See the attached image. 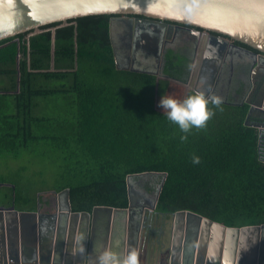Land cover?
Wrapping results in <instances>:
<instances>
[{
  "label": "trees",
  "instance_id": "trees-1",
  "mask_svg": "<svg viewBox=\"0 0 264 264\" xmlns=\"http://www.w3.org/2000/svg\"><path fill=\"white\" fill-rule=\"evenodd\" d=\"M111 17L82 16L0 40V158L43 168L24 178L22 165L2 200L33 209L37 192L68 188L75 211L126 207L127 175L159 172L166 176L157 211L191 210L227 226L263 224L264 144L245 123L248 106H210L215 114L206 127L182 132L159 100H182L194 90L171 76L118 68Z\"/></svg>",
  "mask_w": 264,
  "mask_h": 264
},
{
  "label": "flooded vegetation",
  "instance_id": "flooded-vegetation-1",
  "mask_svg": "<svg viewBox=\"0 0 264 264\" xmlns=\"http://www.w3.org/2000/svg\"><path fill=\"white\" fill-rule=\"evenodd\" d=\"M130 17L131 19H120L115 16L112 21L110 19V42L116 66L157 76L174 77L194 91H205L207 95L222 97L223 103L229 105H247L249 108L254 104L257 108L253 110L247 122L252 125L264 123V109H261L264 108V58L258 57L259 51L228 36H222L225 41L224 46H218L208 44V36L197 28L146 21L145 17L138 15ZM152 174L153 172H147L143 175H135L130 180L133 222L131 220L122 227L119 224L112 225L104 218L96 221L98 224L96 228V224L93 226L90 218L84 248L82 243L86 239L85 229L80 227L78 233V223L72 236L69 233L68 214L70 213L64 193L59 195L60 191H53L57 196L42 199L37 195L33 209H22L14 203V200L10 202L2 200L3 194L0 192V206L5 207L6 210L13 205L18 210H38L41 213L43 220L41 226L37 224V227H33L32 218L29 219L30 223L24 222L23 226L18 225L19 234L23 232L22 227L25 228L22 234L23 237L27 236L26 243L32 245L33 241L37 243V248L38 243L41 242V246L45 248L41 261H51V264L54 258L61 263L98 264V251L109 248L119 253L121 258L135 249L139 253V264H143V252L153 251L155 247L159 260L157 264H170L175 213L178 210L170 214L156 210L155 200L161 181L156 184L155 181L146 178L147 175ZM41 192L43 191H39ZM94 206L96 205L81 211L92 214ZM129 206L128 197L126 207ZM71 211L75 210L71 208ZM11 216L10 214V243L14 245L13 232L15 233L16 229L13 228L14 221ZM196 232H198L197 227L189 228L190 242ZM111 233L113 242L106 243ZM77 234L80 235L78 251L75 249ZM154 236L156 240L152 241ZM166 236L168 242L164 241ZM70 239L74 243L69 242L67 247V241ZM48 241L52 244L50 248L52 246L54 248L55 244L58 245L54 255V251L50 252L51 255L46 254ZM72 244L73 249H71ZM185 252L188 254L189 250ZM25 254V259L35 260L31 256L32 250H27ZM164 254L166 259H163Z\"/></svg>",
  "mask_w": 264,
  "mask_h": 264
},
{
  "label": "water",
  "instance_id": "water-1",
  "mask_svg": "<svg viewBox=\"0 0 264 264\" xmlns=\"http://www.w3.org/2000/svg\"><path fill=\"white\" fill-rule=\"evenodd\" d=\"M96 14H110L111 21L115 16L120 19H131L130 16L138 15L145 17L146 21L197 28L208 36V44L218 46H224L225 41L222 36H228L256 49L260 53L258 57L264 58V0H0V40L31 30H33L32 34L36 33L46 24ZM256 108L254 104L249 106L245 123ZM253 125L258 129L259 143L263 144L264 123ZM146 173L127 175L130 206L126 208L96 205L92 214L86 211H71L69 189L65 188L58 192L59 195L65 194V202L70 213L68 224L71 236L79 223L78 233L80 227L85 229L86 239L84 238L82 243L84 248L90 218L93 226L97 220L104 218L112 225L119 224L122 227L131 220L133 222L130 180L135 175ZM165 176L166 173L161 180L160 190ZM11 207L5 210V207L0 206V245L2 244L0 264H50L51 261H41L43 249L45 250L41 242L36 248L37 243L32 241L30 245L25 242L27 236L23 237L22 234L24 227L21 234L18 232V225L23 226L24 222L30 223V218L33 227H37V224L41 226L43 223L41 213L38 210H18L13 205ZM10 214L14 221L13 228L16 229L15 233L13 232L14 245L10 243ZM190 227L198 228L191 242L188 239ZM79 236L77 234L75 240L76 251L79 247ZM69 242H73L72 239L67 241V247ZM112 242L111 233L106 243ZM50 245L52 244L48 241L46 254L49 255L54 251V255L58 245L55 244L54 248L53 246L50 248ZM187 249L188 254L185 252ZM27 250H32L31 256L35 260L25 259ZM51 264L82 263H61L53 258ZM170 264H264V223L240 227L227 226L191 210H178L175 213Z\"/></svg>",
  "mask_w": 264,
  "mask_h": 264
},
{
  "label": "clouds",
  "instance_id": "clouds-1",
  "mask_svg": "<svg viewBox=\"0 0 264 264\" xmlns=\"http://www.w3.org/2000/svg\"><path fill=\"white\" fill-rule=\"evenodd\" d=\"M222 104V97L207 95L205 91L200 90L193 91L182 100L165 95L159 100V106L165 112L167 119L177 124L184 133L190 132L193 127H206L207 121L215 114L214 108L222 110ZM181 139L186 140L187 135L182 136ZM192 162L200 163V157L194 155ZM97 260L98 264H139V253L133 249L121 258L116 251L103 248L98 251Z\"/></svg>",
  "mask_w": 264,
  "mask_h": 264
},
{
  "label": "rangeland",
  "instance_id": "rangeland-1",
  "mask_svg": "<svg viewBox=\"0 0 264 264\" xmlns=\"http://www.w3.org/2000/svg\"><path fill=\"white\" fill-rule=\"evenodd\" d=\"M24 165V167H26V172L22 173V177L24 178H28L31 177V175H33L35 172L37 174V172L43 170L42 166L39 164H35V163H31V162H26V159H21V160H16L13 157H7V158H0V192L1 193H7L10 191L9 186L13 185L14 183L17 182V176H18V171L19 169H21V166ZM49 170H51L49 168ZM49 170H44L45 172V182L49 183L51 182V175L49 174ZM146 178L148 180H153L156 182V184H159V182L161 181L162 177L160 176V174H155L153 173L152 175H147ZM33 186L36 187L37 185H39V181H37L36 179H33ZM37 182V184H36ZM9 185V186H8ZM37 195L42 199V198H49L50 196H57V194H55L53 192V190H45L41 193L37 192ZM39 197L37 199H39ZM13 201V200H11ZM17 206L18 203H15ZM167 234V233H166ZM156 240V236H154L152 238V241ZM168 236H166V238H164V241L168 242ZM153 251H144L143 252V261L142 263L144 264H157V262L159 260H157L158 255L156 253L155 247H153ZM166 259V254L163 255Z\"/></svg>",
  "mask_w": 264,
  "mask_h": 264
},
{
  "label": "bare ground",
  "instance_id": "bare-ground-1",
  "mask_svg": "<svg viewBox=\"0 0 264 264\" xmlns=\"http://www.w3.org/2000/svg\"><path fill=\"white\" fill-rule=\"evenodd\" d=\"M235 114V113H234ZM72 247V246H71Z\"/></svg>",
  "mask_w": 264,
  "mask_h": 264
}]
</instances>
